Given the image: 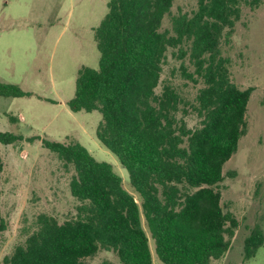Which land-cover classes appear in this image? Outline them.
<instances>
[{
	"label": "trees",
	"instance_id": "obj_1",
	"mask_svg": "<svg viewBox=\"0 0 264 264\" xmlns=\"http://www.w3.org/2000/svg\"><path fill=\"white\" fill-rule=\"evenodd\" d=\"M176 1L110 0L95 31L99 68L79 71L68 103L73 113L102 114L97 138L128 170L141 204L112 165L80 143L29 138L55 153L67 171L74 169L70 192L78 205L64 223L40 214L36 231L3 264H85L100 251L113 252L117 264H154L143 217L163 264H211L231 249L239 221L223 204V170L248 134L255 89L233 82L223 42L234 36L243 5L258 9L263 0H198L192 13L174 15ZM170 50L182 62L183 78L203 85L194 102L162 80ZM31 95L0 82V97ZM190 111L201 120L196 129L186 121ZM21 141L0 132V145ZM3 167L0 154V174ZM6 230L0 214V234ZM263 245L257 225L245 240L244 261Z\"/></svg>",
	"mask_w": 264,
	"mask_h": 264
},
{
	"label": "rangeland",
	"instance_id": "obj_2",
	"mask_svg": "<svg viewBox=\"0 0 264 264\" xmlns=\"http://www.w3.org/2000/svg\"><path fill=\"white\" fill-rule=\"evenodd\" d=\"M109 2L0 0V82L19 85L32 94L0 97V132L24 137L14 145H0L4 162L0 214L7 223V230L0 234V264L36 231L40 214L54 216L60 223L76 214L78 201L70 192L74 169L67 171L55 153L39 140L28 142L29 138L80 143L97 161L112 165L124 188L141 204L128 170L97 138L102 114L73 113L68 106L76 93L79 71L99 68L95 31L108 14ZM197 4L198 0H178L172 12L192 13ZM169 26L167 17L164 27ZM223 51L232 60L233 82L240 89L255 90L246 115L248 134L223 170V204L235 214L239 228L229 252L211 264H264V245L254 258L244 261L246 238L257 225L264 231V0L258 9L243 5L242 19L231 40L223 42ZM181 64L170 50L162 80L176 84L194 102L203 85L184 79ZM186 121L191 129L201 122L192 111ZM143 220L154 264H163ZM105 261L119 263L113 252L100 251L85 264Z\"/></svg>",
	"mask_w": 264,
	"mask_h": 264
}]
</instances>
